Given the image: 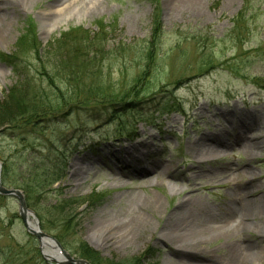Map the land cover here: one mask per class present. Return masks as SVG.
Masks as SVG:
<instances>
[{
	"label": "rangeland",
	"instance_id": "374dc122",
	"mask_svg": "<svg viewBox=\"0 0 264 264\" xmlns=\"http://www.w3.org/2000/svg\"><path fill=\"white\" fill-rule=\"evenodd\" d=\"M55 1L33 3L6 20L0 119L9 112L18 123L17 131L0 126L4 187L22 193L40 231L74 259H82L85 248L96 264H209L171 256L154 236L133 247L108 246L103 239L115 237V226L93 221L113 201L110 208L124 209L129 192L160 199L162 210L145 217L153 229L177 211L181 195L219 213L244 207L253 195L262 209L264 0H199L192 8L178 0H83L93 4L61 19L50 18ZM16 50V64H6L1 56ZM95 50L103 51L96 66L87 59ZM66 68L74 70L69 82L58 78ZM49 78L59 97L47 109L38 90L53 92ZM121 93L139 100L129 109L99 104L101 95ZM75 96L91 99L71 108ZM44 110L57 112L45 118ZM29 114L38 115L34 123L24 122ZM208 137L211 147L221 138L243 143L221 146L217 158L199 164L191 152L206 150L200 141ZM245 142L262 148L245 151ZM150 152L142 162H129ZM76 162L84 170L77 181L71 175ZM158 163L170 166L171 175L141 178L133 171ZM236 169L243 172L239 180ZM259 224L229 240L238 249H256L245 264H264ZM226 247L224 238L210 245L216 264L226 259ZM41 254L18 217L17 201L0 196V264H47Z\"/></svg>",
	"mask_w": 264,
	"mask_h": 264
},
{
	"label": "bare ground",
	"instance_id": "6f19581e",
	"mask_svg": "<svg viewBox=\"0 0 264 264\" xmlns=\"http://www.w3.org/2000/svg\"><path fill=\"white\" fill-rule=\"evenodd\" d=\"M40 1L43 0H0V43L6 38L5 31L8 23V21H6L8 15L14 14L15 11H20L21 9L25 10L33 3H38ZM178 1L182 5L192 8L196 6L199 0ZM174 3L177 4V1H174ZM83 4V0H56L54 5L55 10L51 13L52 15H50V18L53 16L61 19L73 13L78 14L83 8H89L93 3L89 2L86 6ZM45 7L47 8L48 5ZM247 116L251 117L253 115L248 114ZM144 121L148 120H143V122ZM210 140L211 139L208 137L200 141L202 144H205L207 148L206 150H193L191 152V159L199 164L207 162L219 156L220 152L217 150L219 147L224 146L223 148H225L241 143L240 137L236 140L221 138L220 142H213L211 147L209 144ZM206 142H208V145ZM247 144H249L248 147ZM144 147L147 153L150 149L147 151L148 148L146 144ZM245 148V151L247 150L250 152V150H257L262 148V146H260L258 142H248ZM149 155L153 154L151 152L148 154L140 153L138 156H134L129 160V162L131 164H137L143 161V157L141 156L148 157ZM80 164L81 162L74 163L73 170L71 171L72 178L75 179V181L81 178L84 173L83 167ZM133 171L138 177L142 178L150 173L156 172L161 174V176H169L172 170L170 166L158 163L148 166L143 165L142 167L135 168ZM242 177L243 172H239L238 169H236L235 179L239 180ZM142 195H144V193L129 192L124 200L126 204L124 209L114 210L110 208L109 206L112 207L114 204L113 201L96 215L93 221L95 227L115 226V237L111 238V236H107L103 239L104 242L110 243L108 246L122 244V246L130 245L133 247L147 237L154 236L156 242L162 243L164 245V250L171 256L178 255V258L181 257V259L192 260L194 263L202 262L216 264V261L210 256L209 247L215 240L224 238L227 245V257L224 260L221 258L220 264H245L246 257L249 255V258H252L253 255L250 254H253V251L256 249L248 245H244L242 249H238L237 244L230 243L229 240L241 231H246L255 221L260 222L259 225H261L257 228V237L264 239V204L262 197H260L262 203L260 206L262 207L261 210H258L256 203L254 201L252 202L251 199L244 207L227 208L219 213V210L212 209L191 196L181 195L177 199V211H174L170 217H167L161 228L153 229L151 228V223L145 218L146 214H157L162 210V204L156 195L151 193L145 197ZM247 195L250 194L247 192ZM33 219H35L33 214L27 213L26 222L32 229L35 228L34 222L32 221ZM50 239L51 238L46 235L41 238L42 257L48 260L55 259L60 263L61 257ZM164 264L175 263L165 259Z\"/></svg>",
	"mask_w": 264,
	"mask_h": 264
},
{
	"label": "trees",
	"instance_id": "16d2710c",
	"mask_svg": "<svg viewBox=\"0 0 264 264\" xmlns=\"http://www.w3.org/2000/svg\"><path fill=\"white\" fill-rule=\"evenodd\" d=\"M35 49H36V46H33V50H35ZM98 52H99L100 55H103V51H101V50L96 51L95 50L93 52V54L95 55V57L88 56V58H87L88 59V63L90 61H94L93 63H96V61H98L96 59V54ZM16 53H17V50L12 55H10L8 57L7 56H1V58H2V60L6 64L15 65L16 64V61L18 59L17 56H16ZM96 65H99V64L96 63L95 66ZM75 71H77L78 73H80V71H79L78 68H76ZM72 72H74V70H72V69L67 70V68H66V70L64 72H58L59 73L58 78H60L62 81L64 80L65 82H69V76H72L73 75ZM39 75L41 76L42 74H39ZM48 80L50 82V86L53 88V90H52L53 92H47V93H45L46 91L44 92L43 89L38 90V93H40V97H39L40 98V102L46 104L47 109H49V105H51V107L54 108L53 107L54 105L52 103H55V101H58L57 99L59 97L58 96V94H59V88L57 86H55V84H54L55 82L53 81L52 78H49ZM129 95H130V93H121V95H115V96L101 95L98 98V100H101L99 104H104V105H114V104H118L120 106H123V108L125 107L126 109H129V107H133L134 102L138 100L137 97H134V96L133 97H129ZM90 99L91 98H89V97L75 96V97L69 99V103H74V104H70L69 106L71 108H74V107L77 108L80 104H82V103H84L86 101H89ZM3 104H5V105L8 106V103H3ZM53 111L44 110V111H40L39 113H40V115H43V117L46 118L47 116H50L51 114L57 112V111H55V112H53ZM17 113H18L17 116L18 115L19 116H22L24 114V113H21L20 111H18ZM35 114H33V115H35ZM9 115H10L9 112H4L3 113V115H2L3 120L0 119V126L1 125H7L8 126L7 129H10V130H13V131H17V129L14 128V127H16L14 125H17L18 121L17 120H14L15 117L10 118ZM11 115H14V114L11 113ZM29 115L26 116V119H24V122L29 121L28 124L29 123H34L36 121L35 118L38 115H35V116H33V115H30L29 116ZM4 117L6 119H4ZM23 117H24V115H23ZM23 117H19V118H23ZM2 183H3V177H2ZM64 230H65V228H64ZM80 251H81L80 255H81L82 259H85L90 264H96L95 261H94V257H91L92 253H90L85 248L84 249H81Z\"/></svg>",
	"mask_w": 264,
	"mask_h": 264
},
{
	"label": "water",
	"instance_id": "95a60500",
	"mask_svg": "<svg viewBox=\"0 0 264 264\" xmlns=\"http://www.w3.org/2000/svg\"><path fill=\"white\" fill-rule=\"evenodd\" d=\"M0 195L16 199V201L18 203V216L21 219V221H22L27 233L30 234L31 236L35 237L36 240L38 241V243L40 244V246H42L41 238L45 237V235L42 232H40L39 224H38L37 220H35V219L32 220L34 222V225H35L34 229L30 228L28 223L26 222L27 213H30V212L27 209V206H26V203H25V199H24L22 193L20 191H18V190L6 189L2 185V181H1V164H0ZM50 240L53 243H55V245L57 247H59V245L54 240H52V239H50ZM61 255H62L61 256L62 259H61V262L59 264H89L88 262H86L84 260H81V259H73L68 254H66L64 251H61ZM50 261L57 262L55 259H51Z\"/></svg>",
	"mask_w": 264,
	"mask_h": 264
}]
</instances>
